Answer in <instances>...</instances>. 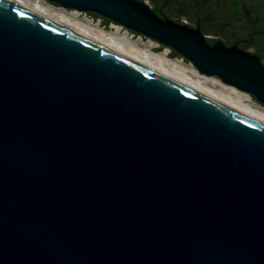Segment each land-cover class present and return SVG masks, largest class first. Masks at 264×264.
<instances>
[{"label": "water", "instance_id": "obj_1", "mask_svg": "<svg viewBox=\"0 0 264 264\" xmlns=\"http://www.w3.org/2000/svg\"><path fill=\"white\" fill-rule=\"evenodd\" d=\"M48 1L264 104L258 0ZM0 264H264V124L0 0Z\"/></svg>", "mask_w": 264, "mask_h": 264}, {"label": "bare ground", "instance_id": "obj_2", "mask_svg": "<svg viewBox=\"0 0 264 264\" xmlns=\"http://www.w3.org/2000/svg\"><path fill=\"white\" fill-rule=\"evenodd\" d=\"M10 1L264 124V106L253 101L248 93L213 76L201 74L182 59H170L168 48L155 52L154 47L158 44L151 39L132 41L126 31L121 32L119 25H113L114 30L107 31L86 17L78 18L77 10L68 13L44 0Z\"/></svg>", "mask_w": 264, "mask_h": 264}, {"label": "flooded vegetation", "instance_id": "obj_3", "mask_svg": "<svg viewBox=\"0 0 264 264\" xmlns=\"http://www.w3.org/2000/svg\"><path fill=\"white\" fill-rule=\"evenodd\" d=\"M141 1H143V0H141ZM160 1H161V4L159 6L156 4H152V5H150V7L159 16H161L163 18H165V17L169 18V16L167 15V12L164 11V8H166L167 5L171 4L173 1L180 2V1H185V0H160ZM103 18H105V17H103ZM242 23L244 26L243 27L244 34L242 35L243 39H244L243 44L246 46V47H242V48L251 49L250 47L259 46L258 53L255 51L254 52L256 54H258L262 60H264V37L262 38L261 36H259L260 35L259 32L264 29V17H263V15H260V13H251L249 16L243 17ZM260 38H262V39H260ZM259 40H262V44H257L259 42ZM233 43H235V42H233Z\"/></svg>", "mask_w": 264, "mask_h": 264}, {"label": "rangeland", "instance_id": "obj_4", "mask_svg": "<svg viewBox=\"0 0 264 264\" xmlns=\"http://www.w3.org/2000/svg\"><path fill=\"white\" fill-rule=\"evenodd\" d=\"M47 3H49V4H51V5H53L55 8H60L61 10H63V11H65V12H71V11H73V10H77L78 11V18H82V17H86V18H88V19H90L91 20V18L93 17L94 19L92 20V22L93 23H96L97 21H96V18H101V23L99 24V26L100 27H102L104 30H107V31H113L114 30V27H113V25H119V23H116V22H112L111 20H109V19H106V18H103V16H100V15H94V14H92V12H89V11H86V14H84V12L83 11H80V10H78V9H73V8H64V7H62V6H60V5H58V4H56V3H53V2H50V1H48V0H45ZM126 28V27H125ZM123 31H125L124 30V28H122L121 29V32H123ZM128 34H129V36H131V40L132 41H136V40H139V41H141V42H145V41H147L148 39H151L152 41H155L153 38H149V37H146V36H144V35H142V34H140V33H138V32H135V31H132V30H130V29H128V32H127ZM164 48H168L169 49V53H168V57L170 58V59H172V60H174V59H182V61H183V63H185V64H188V65H192L193 67H194V65L191 63V62H189L188 60H186L185 58H183L181 55H179L177 52H175L172 48H170V47H167V46H165V45H158V46H156V47H154V50H155V52H157V53H160V52H162L163 50H164ZM213 77H215V78H217V79H220L219 77H217V76H213ZM238 89V88H237ZM240 90V89H239ZM242 91V90H241ZM244 92V91H243ZM250 95V94H249ZM251 96V95H250ZM251 98L253 99V101H256L252 96H251ZM257 103H259L258 101H256ZM259 104H261L262 106H264V104H262V103H259Z\"/></svg>", "mask_w": 264, "mask_h": 264}, {"label": "trees", "instance_id": "obj_5", "mask_svg": "<svg viewBox=\"0 0 264 264\" xmlns=\"http://www.w3.org/2000/svg\"><path fill=\"white\" fill-rule=\"evenodd\" d=\"M193 1H198L200 4H202V3L204 4V3H206L207 0H193ZM237 12L238 11H236L235 14H237ZM243 12H244L243 17L249 16L251 13H260V15H263V17H264V0H258V4H256L252 8L246 7L245 9H243ZM92 14L97 15L96 13H93V12H92ZM230 17H231L230 20H232L235 18V15L232 14V12H230ZM259 34H260L259 36H261L263 38L264 37V29L261 30L259 32ZM262 38H260V39H262ZM208 41L212 44V43H214V41H216V39H212V40H208ZM234 42H237L239 45L243 44V42H244L243 36L235 39Z\"/></svg>", "mask_w": 264, "mask_h": 264}, {"label": "built area", "instance_id": "obj_6", "mask_svg": "<svg viewBox=\"0 0 264 264\" xmlns=\"http://www.w3.org/2000/svg\"><path fill=\"white\" fill-rule=\"evenodd\" d=\"M45 1V0H44ZM84 12V14H86V11H83ZM94 18L92 17L91 18V20H93ZM96 21H97V23H101V18H96ZM113 23H114V21H112ZM119 26L121 27V28H124V30L126 31V32H128V29L127 28H125L123 25H121V24H119ZM155 42L159 45H162L161 43H159V42H157L156 40H155Z\"/></svg>", "mask_w": 264, "mask_h": 264}]
</instances>
